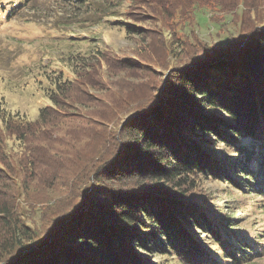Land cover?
Returning a JSON list of instances; mask_svg holds the SVG:
<instances>
[{
    "label": "trees",
    "instance_id": "16d2710c",
    "mask_svg": "<svg viewBox=\"0 0 264 264\" xmlns=\"http://www.w3.org/2000/svg\"><path fill=\"white\" fill-rule=\"evenodd\" d=\"M205 1L231 10L243 0ZM198 48L126 116L112 146L103 144L85 163L64 168L58 158L68 151L80 155L86 137L74 136L87 132L85 119L70 121L63 104L90 107L91 118L107 120L96 112L106 102L117 106L112 90L121 93L133 62H112L101 53L95 62L71 59L74 77L54 82L53 105L41 108L36 119L0 113V264H150L139 252L151 249L173 252L180 264H245L261 254L260 242L236 231L233 216L212 219L213 212L190 202L188 194L200 176L250 195L264 192L259 164L250 162L264 149V25L243 20L237 35ZM96 87L104 94L93 100L89 89ZM4 137L18 141L19 152L7 154ZM60 187L65 195L55 199L45 227L28 225L16 195L44 189L38 200L45 204L48 192ZM192 227L207 241L198 240ZM253 234L264 239V229Z\"/></svg>",
    "mask_w": 264,
    "mask_h": 264
},
{
    "label": "rangeland",
    "instance_id": "374dc122",
    "mask_svg": "<svg viewBox=\"0 0 264 264\" xmlns=\"http://www.w3.org/2000/svg\"><path fill=\"white\" fill-rule=\"evenodd\" d=\"M243 20L244 24L264 25V0H243L231 10L205 0H0V113L36 119L41 108L53 105L50 95L57 92L54 82L74 77L71 59L95 62L96 55L101 53L112 62L121 59L133 62L134 69L122 78L121 93L112 90L117 106L106 102L96 112L107 116V120L91 118L90 107L63 104L70 121L80 123L78 117L85 119L87 132L74 136L73 141L86 137L78 149L80 155L76 152L70 155L68 151L58 158L64 168H69L72 161L85 163L97 155L103 144L105 148L112 146L126 116L154 94L169 70L183 65L199 51L200 43H222L229 33L237 35ZM129 26L134 30L129 31ZM102 68L106 70L104 63ZM97 89H89L93 100L104 94ZM4 138L7 154L19 152L18 141ZM78 145L79 142L76 148ZM220 149L217 145L215 152ZM254 151L257 154V147ZM256 158H251V166L257 168L259 164L258 176L264 175V149ZM84 163L76 174H80ZM63 169L61 174L68 173ZM3 175L9 180L6 172ZM91 184L86 183L88 188ZM135 184L129 183L128 187ZM65 190L60 187L48 192L45 200L51 197L50 200L41 204L38 199L47 191L32 188L27 198L18 193L14 202L24 221L39 231L56 207L55 199L63 198ZM245 192L224 180L200 176L188 199L213 212L212 219L223 221L233 216L239 224L236 231L240 236L260 242L257 250L261 254L245 264H264V239L256 240L253 234L258 228L264 229V192L255 195ZM48 201L53 205L47 204ZM189 229L198 240L207 241L202 231ZM165 252L151 249L139 254L150 264H180L173 252Z\"/></svg>",
    "mask_w": 264,
    "mask_h": 264
}]
</instances>
